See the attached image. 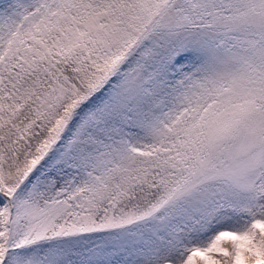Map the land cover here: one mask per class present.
Masks as SVG:
<instances>
[{"label": "snow or ice", "instance_id": "snow-or-ice-1", "mask_svg": "<svg viewBox=\"0 0 264 264\" xmlns=\"http://www.w3.org/2000/svg\"><path fill=\"white\" fill-rule=\"evenodd\" d=\"M0 264H264V0H0Z\"/></svg>", "mask_w": 264, "mask_h": 264}]
</instances>
